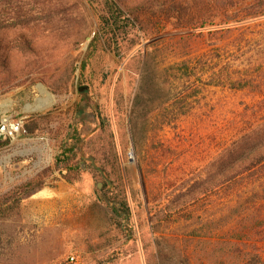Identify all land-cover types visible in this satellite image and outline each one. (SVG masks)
<instances>
[{
    "label": "rangeland",
    "instance_id": "obj_1",
    "mask_svg": "<svg viewBox=\"0 0 264 264\" xmlns=\"http://www.w3.org/2000/svg\"><path fill=\"white\" fill-rule=\"evenodd\" d=\"M200 1L213 2L179 3L194 11ZM250 4L239 3L225 14ZM60 5H76L89 39L97 33L85 0H0V29L24 33L42 50L30 68L26 62L34 58L14 50L21 86L12 82L3 93L6 77L0 72V118L24 124L59 115L67 119L66 127L79 131L73 138L68 130L66 140V131L54 129L0 142V202H8L0 208V264H211L210 250L206 245L200 250L198 242L223 237L228 207L251 195L247 188L225 197L226 184L215 179L214 165L242 135L264 124V90L252 94L208 86V72L187 81L178 76V65L242 56L227 67L229 73L253 66L247 47L234 52L232 46L261 31L264 21L236 18L237 23L224 24L221 16L195 38L193 31L178 29L174 0L170 14L171 2L161 6L163 12L155 8L141 16L151 37L138 55L132 58L141 46L122 60L108 53L96 61L94 89L79 82L89 41L66 47L52 32ZM71 63L67 93L52 94L48 78ZM62 155L76 171L60 170L63 164L56 161ZM103 197L122 202L106 203ZM117 214L129 221L114 225Z\"/></svg>",
    "mask_w": 264,
    "mask_h": 264
},
{
    "label": "trees",
    "instance_id": "obj_2",
    "mask_svg": "<svg viewBox=\"0 0 264 264\" xmlns=\"http://www.w3.org/2000/svg\"><path fill=\"white\" fill-rule=\"evenodd\" d=\"M128 1L85 0L92 10L97 24V33L91 39L88 37L89 31L85 17L78 12L76 5L70 7L60 5L54 11L52 18L57 17L59 24L52 32L56 35L57 41H62L66 47L71 45L73 48L82 42L89 41L80 63L79 82L84 84L85 88H94L95 86L98 78L96 77L97 69L94 65L97 60L107 57L108 53L122 60L136 50L138 46H141L133 53V58L146 47L142 45L151 35L148 34L149 26L141 19L144 12L155 8L160 10L159 12H163L164 8L161 6L170 2L171 5L166 13L170 14L174 9V0H143L141 3L132 6L128 5ZM179 1L178 29L193 31V35H196L195 38H202V31L206 27H212L215 20L221 16L224 19L223 22L225 21L224 24L228 22L237 23L238 21H234L236 18H241L240 21L242 22L264 21V0H213L210 4L200 1L194 11L191 7V9L184 7ZM249 1L251 4L243 10L231 16L225 14L226 10L234 8L237 4ZM156 4L157 7L154 6ZM212 4L216 6L215 10L212 9ZM151 15L155 17L154 13ZM50 20L51 17L47 19V21ZM244 47L248 48L245 55L249 54L248 59L252 63L254 61L255 69L249 65L247 69L236 71L235 74L229 73L227 67L242 56L236 57V59H226V62L220 57H216L204 61V63L200 61L193 67L182 62L178 65V76L188 81L194 75L208 72L210 73L208 86L224 87L235 91L247 90L252 94H262L264 90V22L261 31L251 33L248 38H238L232 46L234 52H240ZM15 49L20 54L23 53L31 59L34 58L31 61L27 60L25 68H30L36 64L42 52L41 49H36L33 46L32 39L24 33L12 34L7 30L0 29V72L6 77L1 80V84L6 85L3 93L10 91L12 87L23 84L17 82L20 77L17 69L13 68V65L17 64L13 55ZM206 64H212L208 70L204 68ZM220 65L222 68L219 67ZM73 73L74 63L65 65L56 78L53 76L48 78L46 87L54 95L66 94ZM102 80H105L103 75ZM12 82H16V85L11 87ZM183 88L186 89V85L183 84ZM189 89L191 90V87H187V90ZM184 114L182 113V115ZM68 125L66 127L67 119H61L59 115L32 117L25 121L21 133L32 138L38 132H52L54 129H59L60 133L66 131L64 138L66 140L68 130L71 129V137L79 136V131L75 125ZM72 153L75 156L74 151ZM63 158L67 160V157L62 155L56 161V165L63 164L60 170L76 171L77 165L73 164V167H68V164H64ZM96 161L104 168L102 160L96 159ZM214 170L215 179H224L226 184L224 191L227 192L225 197L231 198L247 188L251 189V195L243 199L240 197L235 206L228 207V216L224 217V227L228 228L226 234L223 237L210 239L206 243L198 242L200 250H203L204 245L207 246L205 249H209L212 256L211 264H264V124L242 135L216 161ZM257 186L259 189L256 188ZM181 196L184 195H180L178 198ZM119 198L108 197V200L121 203ZM7 203V201L0 202V208ZM10 208L14 207L10 206ZM117 216L120 218L119 220L112 219L116 226H121V221L128 220H121V216L118 214Z\"/></svg>",
    "mask_w": 264,
    "mask_h": 264
},
{
    "label": "built area",
    "instance_id": "obj_3",
    "mask_svg": "<svg viewBox=\"0 0 264 264\" xmlns=\"http://www.w3.org/2000/svg\"><path fill=\"white\" fill-rule=\"evenodd\" d=\"M23 120L9 117L0 118V141L11 140L17 137L22 130ZM73 258L70 261L73 262Z\"/></svg>",
    "mask_w": 264,
    "mask_h": 264
},
{
    "label": "water",
    "instance_id": "obj_4",
    "mask_svg": "<svg viewBox=\"0 0 264 264\" xmlns=\"http://www.w3.org/2000/svg\"><path fill=\"white\" fill-rule=\"evenodd\" d=\"M98 189H100V188L98 187ZM103 199L105 200L106 203H109L105 197H103Z\"/></svg>",
    "mask_w": 264,
    "mask_h": 264
}]
</instances>
